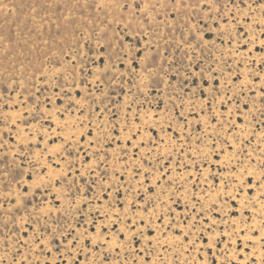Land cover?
Returning <instances> with one entry per match:
<instances>
[{"label":"rangeland","instance_id":"obj_1","mask_svg":"<svg viewBox=\"0 0 264 264\" xmlns=\"http://www.w3.org/2000/svg\"><path fill=\"white\" fill-rule=\"evenodd\" d=\"M0 264H264V0H0Z\"/></svg>","mask_w":264,"mask_h":264}]
</instances>
